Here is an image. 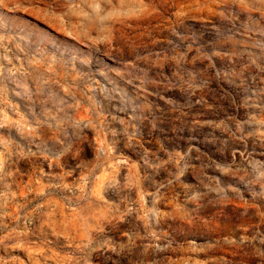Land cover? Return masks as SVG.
Returning <instances> with one entry per match:
<instances>
[{
  "label": "rangeland",
  "instance_id": "rangeland-1",
  "mask_svg": "<svg viewBox=\"0 0 264 264\" xmlns=\"http://www.w3.org/2000/svg\"><path fill=\"white\" fill-rule=\"evenodd\" d=\"M0 264H264V0H0Z\"/></svg>",
  "mask_w": 264,
  "mask_h": 264
}]
</instances>
